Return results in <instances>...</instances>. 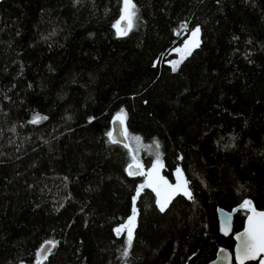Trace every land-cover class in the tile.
<instances>
[{"label": "trees", "instance_id": "1", "mask_svg": "<svg viewBox=\"0 0 264 264\" xmlns=\"http://www.w3.org/2000/svg\"><path fill=\"white\" fill-rule=\"evenodd\" d=\"M129 2L121 36L124 0L0 1V264H207L235 243L217 207L264 209V0ZM132 151L191 199L161 211Z\"/></svg>", "mask_w": 264, "mask_h": 264}, {"label": "water", "instance_id": "2", "mask_svg": "<svg viewBox=\"0 0 264 264\" xmlns=\"http://www.w3.org/2000/svg\"><path fill=\"white\" fill-rule=\"evenodd\" d=\"M117 24H119V30L117 29L119 35L124 36L127 33V30L129 27L128 18L126 16H121L119 18ZM193 33H195V31H193L192 33H190L188 36H186L184 38L183 44L180 47V52H183L185 54L184 56H186L187 54H189L190 52H192L193 50H195L199 46L200 42H199L198 34L196 33L195 35H193ZM110 132L113 133L112 137H110L111 141L113 139H115L117 141V143L128 146V139L126 136L124 123L121 119H117V117H114L111 120V131ZM178 169H180V175L178 176V182L181 184V186H182L181 188L188 187L189 184H188V181H187L185 175L183 173H181V168H178ZM127 171L129 174V166L127 168ZM133 171H139V169H136L134 167ZM184 182H186V186L184 185ZM179 190L172 193L171 198ZM155 194H156V192H155ZM157 198L160 199V197H157ZM244 200H250L252 202V207H254L257 212L264 211V209H258L251 199L246 198ZM244 200L240 201L237 205L232 207L230 210H226L224 208L217 207L216 212H217L219 233L225 237L232 235V238H233L235 243H234L232 250H230L226 247H219L216 251L215 257L212 260H210L207 264H240V260L237 259V246L241 244V240H238L237 236H239L241 233H243L245 231V229L248 227V217L250 215H252V213H251V211H249V209L241 207ZM237 211H243L246 213V215H245V219H244L242 229L239 231L233 232V221H234V216L237 213ZM131 217H133V213L129 218H131ZM135 217H136V212H135ZM129 218L125 223H123L122 225H120L117 228L120 230L119 233L117 232V229L115 230L116 235L119 236L122 232L129 230V228L133 229V227L135 225V218L131 224H129ZM48 242L49 241L45 242L40 247V249L38 250L37 256L39 259H44L47 256V254L49 253V251L51 250L52 243L50 244ZM41 249H44V251L42 252ZM261 259H264V253L259 254L256 259L245 260L244 264L247 262H256V264H260Z\"/></svg>", "mask_w": 264, "mask_h": 264}, {"label": "snow or ice", "instance_id": "3", "mask_svg": "<svg viewBox=\"0 0 264 264\" xmlns=\"http://www.w3.org/2000/svg\"><path fill=\"white\" fill-rule=\"evenodd\" d=\"M129 4V0H125L126 8ZM119 30V24L116 25ZM199 32L197 28L195 33ZM175 70V69H174ZM39 117H37L33 122H37ZM117 119H120L118 116ZM113 133L109 132L108 136L112 137ZM138 139V138H137ZM113 143L117 142L115 139L112 140ZM135 160V158H134ZM159 164V158H157V165ZM157 165H153L152 170L149 171L146 175L148 178V182L146 185L142 184L140 189L142 190L144 187L152 188L153 191L156 192L157 197L160 199L157 200V203L160 205V210L164 211L166 204L171 199V194L175 191L181 189V184L178 182L174 187L173 185L168 184L166 180L159 176V171ZM139 169V171H133V168ZM178 176L180 175V169H177ZM129 175H145L142 170V166L139 164H130L129 165ZM186 186V182H184ZM163 190V191H162ZM184 194L191 199V193L187 190H184ZM137 196H139V191L137 192ZM242 208H247L251 211L252 215L248 217V227L245 229L243 233L237 236L238 240H241V244L237 246V259L240 260V264H244L245 260L256 259L259 254L264 253V211L257 212L254 207H252V202L250 200H244ZM135 218V209L133 210V217L129 218V224L133 222ZM119 229L117 232L119 233ZM132 240V232L129 228L128 230V241L129 246L131 245ZM48 243H52L49 241ZM55 245L53 244V247ZM43 252L44 249H41ZM126 254V253H125ZM260 264H264V259L260 260Z\"/></svg>", "mask_w": 264, "mask_h": 264}, {"label": "rangeland", "instance_id": "4", "mask_svg": "<svg viewBox=\"0 0 264 264\" xmlns=\"http://www.w3.org/2000/svg\"><path fill=\"white\" fill-rule=\"evenodd\" d=\"M129 15H130V2H129V4H128L127 8H126L125 0H124V12H123V15H122V16H126V17L128 18V20H129ZM181 36H182V38H184L185 34H183V35H181ZM175 53L178 55V58H175V59H174V61H173V65H176V64L182 59V57L185 55L183 52H180V47H176V48H175ZM137 145H138V144H137ZM132 157H133V164H134V163H135V164H139V165L142 166V170H143V172H144V170H145L144 180H143V182L140 184V186H141L142 184L146 185L147 182H148V178H147V175H146V174H147L149 171L152 170V167H153V166H151V167L148 168V169H145L143 163L139 160V158L135 155V153H133V151H132ZM134 158H135V160H134ZM154 165H157V161H155V164H154ZM157 167H158V171H159V176L162 177L161 174H160V162H159V164L157 165ZM177 182H178V174L176 173V180H175V182H174V183H168V184L173 185V186H176ZM140 186H139V187H140ZM181 192L184 193V189H182ZM135 220H136V218H135ZM115 230H116V229H115ZM126 231H128V230H126ZM124 232H125V231H124ZM124 232H122V233H124ZM122 233H121V234H122ZM121 234H120V235H121ZM125 237L128 239V232L125 233Z\"/></svg>", "mask_w": 264, "mask_h": 264}, {"label": "flooded vegetation", "instance_id": "5", "mask_svg": "<svg viewBox=\"0 0 264 264\" xmlns=\"http://www.w3.org/2000/svg\"><path fill=\"white\" fill-rule=\"evenodd\" d=\"M182 189L188 191V190H189V186H188V187H183V188H181V189H180V190H179L174 196H176L177 194L185 195L184 193L181 192ZM154 192H155V191H154ZM174 196H173V197H174ZM173 197H172V198H173ZM172 198H171V199H172ZM158 199H159V198H158ZM171 199H170V200H171ZM170 200H169V201H170ZM169 201H168V202H169ZM232 249H233V248H232Z\"/></svg>", "mask_w": 264, "mask_h": 264}]
</instances>
